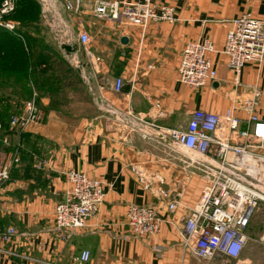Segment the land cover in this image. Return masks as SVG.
<instances>
[{"label":"crops","instance_id":"crops-1","mask_svg":"<svg viewBox=\"0 0 264 264\" xmlns=\"http://www.w3.org/2000/svg\"><path fill=\"white\" fill-rule=\"evenodd\" d=\"M82 1L86 10L79 17L78 27L87 30L88 49L100 58L88 69L94 74L95 84L101 86L95 89L96 94L118 105L131 106L144 122L155 124L158 130L141 138L99 110L86 90L93 113L71 125L56 110L43 109L55 106L60 97L49 90L37 92L45 121L31 124L23 132L25 163L11 174L2 190L4 212L0 231L6 226L15 228L16 235L7 246L21 256L2 257L0 264H77L74 258L83 249L90 253L83 264H199L181 245L179 232L185 209L179 207L169 212L158 192L168 190L172 197L181 193V202L192 206L202 189V180L169 147L168 140L159 137L158 131L186 125L196 109L220 114L256 92L257 114L264 120V60L244 64L235 77L227 67V57L220 53L232 20L244 13L253 18L264 17V0H152L155 7L165 4L174 8L176 20L142 27L98 21L90 15L93 0ZM18 35L22 39L21 33ZM122 38L126 43L121 42ZM205 39H210L216 49L210 55L217 77L201 89H191L177 80L179 55L186 44ZM80 58L87 61L81 52ZM37 69L46 72L45 81L51 82L61 75L58 81L78 82L82 97L84 85L76 70L72 69L74 74L69 73V78L65 70L55 72L46 61ZM55 75L56 78L51 77ZM117 77L123 79L120 93L110 91ZM29 87L36 92L31 80ZM74 92L77 100L76 85ZM4 93L8 98L1 100ZM0 103L13 110L19 101L0 89ZM33 154L45 157L44 170L32 167ZM133 167L145 175L143 183ZM68 171L84 172L89 178L100 180L105 196L85 227L62 241L53 231L52 220L55 204L70 187ZM130 204L156 207L168 221L156 235L125 239V213ZM245 246L239 258H215L210 264H253V249L248 246L246 252Z\"/></svg>","mask_w":264,"mask_h":264},{"label":"built area","instance_id":"built-area-1","mask_svg":"<svg viewBox=\"0 0 264 264\" xmlns=\"http://www.w3.org/2000/svg\"><path fill=\"white\" fill-rule=\"evenodd\" d=\"M40 11V25L49 32L52 43L71 69L81 75L86 91L96 107L111 119L123 124L141 138L149 137L158 127L144 122L131 106L118 105L96 94L94 74L90 69L100 61L88 49L90 36L83 27H78L86 7L82 0H35ZM17 0H2L0 3V29L18 31L15 14ZM92 18L113 25L144 26L147 23L176 20L175 9L169 5L155 7L152 0H93L90 9ZM220 53L227 57V67L235 77L246 63H261L264 60V17L253 18L244 13L232 20V27L225 35ZM80 52L87 61L80 58ZM216 49L210 39L186 44L180 52L176 68L177 80L188 88L201 89L217 77L211 55ZM90 64V65H89ZM123 79L114 78L110 91L120 93ZM17 104L8 115L5 126L0 123L3 135L1 142L9 148L0 158V212L3 213V187L11 173L21 164L20 136L31 126L45 119V112L37 103V93ZM257 96L234 102L222 113L196 109L186 125L175 129L158 131L159 137L168 140L169 147L180 154L185 165L195 170L202 180V189L192 206L181 202V193L172 197L171 192H158L161 203L169 212L179 207L186 211L179 235L182 248L199 264H210L215 258L223 260L240 257L248 240L245 230L250 214L264 203V120L257 114ZM11 133V134H10ZM35 168L44 170L47 161L41 159ZM143 183L145 175L132 168ZM69 190L55 204L53 231L56 237L67 241L72 234L85 227L95 215L105 196L100 180L89 178L84 172L68 171ZM127 237L152 236L160 232L163 223L156 207L130 204L125 213ZM16 230L6 226L0 232V258L21 256L8 248ZM90 257L83 249L74 261L83 264ZM31 261L33 259L25 257Z\"/></svg>","mask_w":264,"mask_h":264},{"label":"trees","instance_id":"trees-1","mask_svg":"<svg viewBox=\"0 0 264 264\" xmlns=\"http://www.w3.org/2000/svg\"><path fill=\"white\" fill-rule=\"evenodd\" d=\"M2 0H0L1 3ZM39 8L37 3L34 0H17V7L15 14L12 16L13 19L18 23L20 28L28 31H21L22 29L16 32H9L5 29H0V89L7 90V93L15 97L16 100H21L22 98L29 99L31 96V88L29 87V81L31 80L35 93H44L46 90L52 92L53 95L57 97H62L60 90L64 88V82L58 81V76H51L52 78H57L51 82L45 81L46 72L37 69L38 65L41 63L48 62L50 68L54 69L59 73L66 66L65 61L61 59L58 55L56 48H52L49 44L46 43L44 37L39 35L41 30H36L40 26L39 24ZM18 26V27H19ZM41 29V28H40ZM32 30L35 31L32 32ZM18 33H21L19 37ZM38 35V36H37ZM34 50L37 51V54H34ZM63 64V67H58L59 63ZM65 65V66H64ZM73 73V70L69 67L68 74ZM62 79V77H60ZM43 85L46 86L43 87ZM58 89V92L55 91ZM37 93V103L39 106V98ZM3 99H7L8 95L3 94ZM9 105H0V123L5 126V119L8 115ZM42 107V106H41ZM47 110H53L54 107L47 106L44 108ZM8 117V116H7ZM6 117V119H7ZM2 118V119H1ZM23 135V133L21 134ZM23 137V136H22ZM23 148V146H22ZM23 151V149H22Z\"/></svg>","mask_w":264,"mask_h":264},{"label":"rangeland","instance_id":"rangeland-1","mask_svg":"<svg viewBox=\"0 0 264 264\" xmlns=\"http://www.w3.org/2000/svg\"><path fill=\"white\" fill-rule=\"evenodd\" d=\"M161 22H163V21H161ZM18 28H19L18 30L22 29L21 31L30 30V29L24 30L23 28H20V26ZM36 30H41L39 35L41 34V37L42 38L44 37V40H46V41H48V43L50 42L51 44L54 45V43H52L51 36L48 33L46 28H43L42 26H40ZM32 32H34V34H36L34 30H32ZM33 52H34V54H37L36 50H34ZM57 63H59V62L57 61ZM65 64H66V66L64 65L65 66L64 68L67 71V73H66L67 75L66 76H68L70 78V75H68V68L70 67V65L66 61H65ZM61 66H63V64L59 63L58 67H61ZM59 76L62 77L61 75H59ZM75 83L76 82H74L71 79H68L67 81H64L65 88L60 90V94H61L62 97H60L61 99H59V98L56 99V105L53 106L54 110L57 111L58 116H60V118H62V119L64 118V119L68 120V122H70V124L72 123L71 125H73V122L78 121L79 118L87 117V116H89V115H91L93 113L91 104L87 100V94H86V91H85L86 90L85 86L83 88L84 92L82 93V97H81L80 91H79L78 82L76 84ZM75 85H76V89L78 91V99L77 100L75 99V92H74V86ZM43 87L46 88L45 85H43ZM55 91L58 92V89L55 90ZM64 93H66V94H64ZM63 95H64V97H63ZM70 96H72V97H70ZM25 99L26 98H22L21 97V100H17V101H19V103H20L21 101H23ZM1 104L2 103H0V105ZM12 111L13 110H11V108H9L8 115ZM6 117H4L3 119L6 120ZM44 121H45V119L40 124H43ZM4 134L5 135H9L6 132L0 131V158H2L9 151V148H7L3 144V142H1V138H2V136ZM39 138L42 139L41 137H39ZM20 142H21L20 158H22V154H23V151H24V142H23L22 135L20 136ZM22 146H23V148H22ZM22 149H23V151H22ZM31 158H32V167L36 171H42V170H39V169L35 168L34 164H35V162L41 160L42 158L45 159V157H39L36 154H33L31 156ZM23 163H25V162H24V160L22 158L21 164H23ZM18 167H16V169ZM16 169H14L12 171V173H14L16 171ZM4 187H3V189H4ZM2 196H3V194H2ZM1 214H2V212H0V217H1ZM250 216L251 217H250V220H249V224H248V226L246 228L248 230H245V233L247 234V236H249V238H252V239L248 238L249 240H247V242H246L245 250H246V252H248V249H247L248 246H249L248 248L253 249V252H254L253 254H254V257H255L253 264H264V203H260L259 208L254 210L250 214ZM3 229H1V230H3ZM253 238H255L256 241Z\"/></svg>","mask_w":264,"mask_h":264},{"label":"water","instance_id":"water-1","mask_svg":"<svg viewBox=\"0 0 264 264\" xmlns=\"http://www.w3.org/2000/svg\"><path fill=\"white\" fill-rule=\"evenodd\" d=\"M121 42L126 43V39L125 38H122L121 39Z\"/></svg>","mask_w":264,"mask_h":264}]
</instances>
